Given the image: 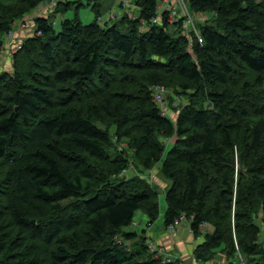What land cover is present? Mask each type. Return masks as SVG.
<instances>
[{
    "label": "trees",
    "instance_id": "obj_1",
    "mask_svg": "<svg viewBox=\"0 0 264 264\" xmlns=\"http://www.w3.org/2000/svg\"><path fill=\"white\" fill-rule=\"evenodd\" d=\"M45 1L0 0V61L6 32ZM78 2L37 17L40 34L0 73V264H178L128 230L138 211L160 214L144 174L161 160L165 226L185 216L196 236L212 228L196 259L262 264L264 0H189L203 42L167 12L154 24L159 0L107 22L95 0L92 23L57 32L52 17ZM158 85L185 98L176 118L154 101Z\"/></svg>",
    "mask_w": 264,
    "mask_h": 264
},
{
    "label": "rangeland",
    "instance_id": "obj_2",
    "mask_svg": "<svg viewBox=\"0 0 264 264\" xmlns=\"http://www.w3.org/2000/svg\"><path fill=\"white\" fill-rule=\"evenodd\" d=\"M71 1H75V0H71ZM79 1L78 3H72L70 5V7L68 9L63 10V7H60V11L56 12V14L52 17V22H53V26L54 29L57 32H60L62 29V22L65 19H76L79 18V20L83 23V24H90L92 23L95 19H96V12L93 10V5L95 4V0H76ZM177 2L181 5V11H189V13L191 14V16L193 17L196 26L198 27L199 25V21L201 20L200 16L196 13H193L190 9H189V0H174V3L177 4ZM134 3V2H133ZM65 6V5H64ZM44 3H41L39 6H37L36 8H34L33 10H29V12L23 16L21 18V20L19 22H16L18 25H20V23H22L24 20L27 21L28 24V19H26L29 15H35V12L41 11L42 8L44 10ZM126 7L127 6V2L124 5V7L118 5L116 6V11H118V13L123 16L125 14H127V10ZM57 6L54 7L53 9H50V12L48 15L53 14L54 9L56 10ZM132 11H134V8L131 7ZM135 14H139V10H135L134 11ZM107 17L105 16V19ZM206 17H203V20H206ZM36 20L34 21V24ZM196 27H192V31H195ZM16 52V51H15ZM14 52H8L7 48L4 49L3 54L5 55H9L12 56ZM2 54V55H3ZM37 62V61H35ZM40 63V60H39ZM13 59L12 57L7 61H0V73L1 72H8V73H13L14 72V67H13ZM22 72L23 75H25L26 78H28V74L30 73L29 70H27L26 66L22 65ZM170 92H168L167 95V100H168V108L170 111V117L172 118H176L179 110L175 109L174 107H179L180 103L185 102V98L182 99V97L175 95V101L172 100L170 94L172 93L171 90H168ZM170 93V94H169ZM170 96V97H169ZM170 99V100H169ZM170 102H173V108L170 105ZM175 141V137H171L166 139L165 143L168 144V150L172 147V143ZM124 143V144H123ZM120 146L121 148L126 146V143L123 142ZM170 143V144H169ZM162 160L160 162L157 163L156 167H154L152 170L148 171L147 173L144 174L145 177L148 178L149 181L152 182V185L158 190V199H159V203H160V214L157 218V220L154 222L155 226L152 223H145L143 221V219H146L145 214L142 211H138L135 217V221L134 224L128 228V230H134L138 232L139 236L144 235V238L146 239L147 243H148V247L150 248V244H154L155 246H157L159 248V252H160V256L162 258H168L169 256H172L174 258L177 259L178 264H197L198 260L195 257V250L198 247L195 246L194 249H192L194 251V257L195 259H192L193 254L189 255V256H184V254H186V250H191V248L193 247V245L195 244V240L198 239L196 238L193 233L192 235V240L187 241L188 238H185L186 236L184 233H186V235H188L190 233L191 236V232L188 229L189 227V222L188 220L185 218L183 220H180L176 223L174 228H168L167 226H165L164 224V220H165V214H166V209H167V202H166V189L170 186V182L162 175L161 172V166H162ZM135 171V167L133 168ZM133 171V173L135 172ZM131 170L129 171V173L127 175L131 176L133 173H131ZM69 200H66L65 202L67 203ZM141 215V217H140ZM258 222L260 224H262V228L264 229L263 223L261 221V219H258ZM163 226H165V231L162 230ZM155 227V229H154ZM210 227V226H209ZM207 230L208 228H206L205 230H203V233H201V236H204V240L207 234ZM165 237V238H164ZM179 237V239H178ZM182 237V239H180ZM189 237V236H188ZM172 238V239H171ZM116 239L118 241H121L123 239L122 235L120 234L119 236L116 237ZM199 239H202L199 238ZM198 239V240H199ZM136 240L134 241H129L128 243H134ZM183 242H185V244H183ZM194 242V243H193ZM204 242V241H203ZM201 242V243H203ZM150 243V244H149ZM193 243V244H192ZM200 243V244H201ZM171 246V247H170ZM191 250V251H192ZM226 252L224 251H219V253L217 255L214 256L213 261L211 262L214 263V261H217L218 258L219 259H223L226 258ZM184 256V257H183ZM235 260H236V264H245V261L243 260L241 253H238V256H235ZM264 260V259H263ZM221 263V262H220ZM206 264V263H204ZM264 264V262L262 263Z\"/></svg>",
    "mask_w": 264,
    "mask_h": 264
},
{
    "label": "built area",
    "instance_id": "obj_3",
    "mask_svg": "<svg viewBox=\"0 0 264 264\" xmlns=\"http://www.w3.org/2000/svg\"><path fill=\"white\" fill-rule=\"evenodd\" d=\"M64 1H68V0H47L44 2V9L50 10L53 9L54 7H56L58 5V3L60 2H64ZM181 5L177 2V4L174 3V0H159V4L157 6V11L156 14L152 17V22L154 24H161L163 21V14L164 13H168V21L170 23H175L178 22L180 19H182L185 29H186V35L189 36V33H191L192 31V27H196L195 32L198 35L199 41L203 42V38L200 35V32L198 30V27L195 24V21L193 19V17L191 16V14L189 13V11H181ZM129 15L131 17H133L132 12H128ZM116 16V15H114ZM20 20H17L16 22H19ZM14 23L13 26L6 32L5 35V40H6V47L8 49V52H15L17 51L20 47L21 44L20 42H18L17 44H14L13 47L11 46L10 41L13 40V38L16 35V32L19 28H26L28 27L27 21L24 20L22 23H20V25H18L17 23ZM29 22V21H28ZM33 35L35 34H40V31L36 29L34 30V32L32 33ZM168 89L164 86V85H158L155 87L154 89V93H153V98L154 101L160 106L161 108V113L164 116H169L170 115V111L168 108V100H167V95H168ZM130 169H124L121 172V176L123 175H127L129 173ZM185 219V216H181L175 223L171 224L168 228H174L176 223L180 220ZM150 244V243H149ZM150 248L149 250L151 252L156 253V256H158L160 254L159 252V248L157 246H155L154 244H150L149 245ZM164 260L166 261H177L176 258L169 256L168 258H164Z\"/></svg>",
    "mask_w": 264,
    "mask_h": 264
},
{
    "label": "crops",
    "instance_id": "obj_4",
    "mask_svg": "<svg viewBox=\"0 0 264 264\" xmlns=\"http://www.w3.org/2000/svg\"><path fill=\"white\" fill-rule=\"evenodd\" d=\"M126 2H127V6H129V7H126V9H128L127 10V12H132V15H133V17H137V16H139V14H140V12H139V14H135V10H139L140 11V9H139V7L137 6V5H135V3H133L132 2V0H101V3H102V7H101V19H102V21L104 20V22H107V21H113L114 19H113V17H114V15H116V17H120L121 15L118 13V11H116V6H118V5H120V6H122V7H124V5L126 4ZM131 7H133L134 8V11H132V9H131ZM49 12H50V10H47V9H44L43 10V8H42V10L41 11H38V12H35L34 14L35 15H29L26 19H28V27H26V28H19L18 30H17V32H16V35H15V37L13 38V40H11L10 41V43H11V46L13 47V45L14 44H17L18 42H20V43H23V41H24V39L25 38H27V37H29V36H32L33 34V32H34V30L36 29V24H34V21H35V19L37 18V17H39V16H42V15H45V16H47L48 14H49ZM105 16L107 17L106 19H105ZM21 20V19H20ZM10 58L8 57V54L7 55H5L4 56V58L2 59V61H5V62H7L8 60H9ZM146 216V215H145ZM140 217H141V215H140ZM143 221L145 222V223H147V222H149V220H148V218L146 217V219H143ZM153 225H151V227L152 226H155L154 225V223H152ZM154 229H155V227H154ZM188 229L190 230V232H191V236H190V233L188 234V235H186V233H184L185 235H183V236H186L185 238H188L187 239V241H189V240H192V235L194 234V232L192 231V229H191V227H190V224H189V227H188ZM210 231H212V228H211V226L208 228ZM156 230V229H155ZM162 230H164L165 231V226H163V228H162ZM193 233V234H192ZM195 235V234H194ZM189 236V237H188ZM196 238H201L202 237V239H196L195 240V244L193 245V247L191 248V250L192 249H194V247L195 246H197L198 244H200L201 242H203L204 241V236H201V235H198V236H195ZM178 239H179V237H178ZM180 239H182V237L180 238ZM260 241H261V244L263 245V247H264V229H263V231H262V233H261V236H260ZM194 243V242H193ZM192 243V244H193ZM183 244H185V242H183ZM171 247V246H170ZM186 250L185 252H186V254H184V256H189V255H191V254H193V257H192V259H195V257H194V251L192 250ZM183 256V257H184ZM225 260H226V258H223V259H219L218 258V260L217 261H214V263H212V264H223L224 262H225ZM213 261V260H212ZM211 261V262H212ZM211 262L210 263H208V264H211ZM221 262V263H220ZM197 264H204L203 262H201V261H198V263Z\"/></svg>",
    "mask_w": 264,
    "mask_h": 264
},
{
    "label": "bare ground",
    "instance_id": "obj_5",
    "mask_svg": "<svg viewBox=\"0 0 264 264\" xmlns=\"http://www.w3.org/2000/svg\"><path fill=\"white\" fill-rule=\"evenodd\" d=\"M155 10V9H154ZM171 25V24H170ZM173 25V24H172ZM203 25V24H202ZM139 34V33H138ZM41 36V35H40ZM139 37V36H138ZM109 57V56H108ZM118 68V67H117ZM151 69V68H150ZM160 84V83H159ZM170 94V93H169ZM170 100V99H169ZM155 104V103H154ZM169 104V103H168ZM243 104V103H242ZM246 104V103H245ZM180 105V104H179ZM48 106V105H47ZM157 106V105H156ZM244 106V105H243ZM245 107V106H244ZM251 107H252V105H251ZM28 108V107H27ZM179 108V107H178ZM246 108V107H245ZM248 108V107H247ZM255 108V107H254ZM33 109V108H32ZM253 109V108H252ZM119 113V112H118ZM41 114V113H40ZM250 114V113H249ZM42 116V115H41ZM117 120V119H116ZM116 122V121H115ZM222 123V122H221ZM112 125H113V123H112ZM111 125V126H112ZM111 126H110V128H111ZM115 127V126H114ZM215 127V126H214ZM109 128V129H110ZM213 128V127H212ZM217 128V127H216ZM108 129V128H107ZM118 130V129H117ZM107 131V130H106ZM118 132V131H117ZM219 135V134H218ZM217 135V136H218ZM52 139V138H51ZM44 145V144H43ZM33 151V150H32ZM56 155V154H55ZM58 159V158H57ZM163 161V160H162ZM49 162V161H48ZM62 164V163H61ZM134 164V163H133ZM59 165H60V163H59ZM39 166V165H38ZM62 168V167H61ZM148 218V217H147ZM152 219V218H151ZM153 220V219H152ZM165 221V220H164ZM165 238V237H164ZM172 239V238H171ZM73 247V246H72ZM72 249H74V248H72ZM160 258V257H159Z\"/></svg>",
    "mask_w": 264,
    "mask_h": 264
}]
</instances>
